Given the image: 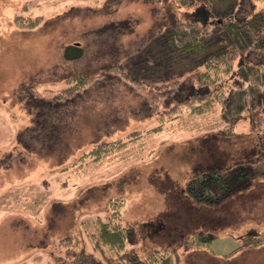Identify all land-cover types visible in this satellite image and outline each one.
Segmentation results:
<instances>
[{
    "label": "rangeland",
    "instance_id": "1",
    "mask_svg": "<svg viewBox=\"0 0 264 264\" xmlns=\"http://www.w3.org/2000/svg\"><path fill=\"white\" fill-rule=\"evenodd\" d=\"M190 1L193 6L180 0H0V264H72L81 251L99 257L98 221L112 215L111 202L122 200V223L131 217L126 225L136 227L144 260L149 246L166 239L161 227H171L170 212L181 200L174 187L201 167L261 155L264 52L249 49L243 34L225 24L243 18L239 0H222L221 24L202 0ZM226 8L236 15L226 16ZM193 20L203 48L168 46L162 32ZM229 48L236 50L237 75L225 83L232 86L226 103L191 111L206 93L196 81L199 67ZM111 65L141 83L107 74ZM100 73L105 77L85 93L52 107L53 124L46 126L42 116V137L23 132L38 110L49 109L44 102L62 97L67 78ZM191 83L195 91L188 90ZM117 140L124 146L96 160L85 156L99 142ZM244 206L259 219L258 227L246 220L244 233L256 234L264 223V190L245 198ZM248 259L264 264V248L238 261Z\"/></svg>",
    "mask_w": 264,
    "mask_h": 264
},
{
    "label": "trees",
    "instance_id": "2",
    "mask_svg": "<svg viewBox=\"0 0 264 264\" xmlns=\"http://www.w3.org/2000/svg\"><path fill=\"white\" fill-rule=\"evenodd\" d=\"M235 1L237 2V0ZM202 2L210 8L211 17L216 18L214 21L219 24L223 23V20L219 19L222 13H225V10L222 12L220 10L222 0H202ZM258 3H261V7L255 10ZM180 4L193 6L190 0H180ZM239 6L240 10H242L243 18L231 20L229 17L225 20V24L230 28L238 29L243 34L249 49L256 52H264V0H239ZM226 10V16L229 13L236 15L234 10L231 9L229 13L227 8ZM195 22L193 20L185 23H173L162 32L161 36L166 37L169 43L168 46L173 44L185 52L198 51L203 48L205 39L202 36L201 29L195 25ZM75 49L78 50L79 56L82 50L80 48ZM67 51L68 48L65 49V53ZM235 55L236 50L233 48L218 50L201 64L199 68L203 70L198 71L196 81L203 86L202 88L206 90V93L203 98L198 100V105H193V102L190 104L191 111L203 113L208 111L209 106L214 102L221 105L226 103L228 97L225 92L230 91L232 86H226L225 83L231 80L234 75H237V71L233 70V58ZM110 67V71L107 74L116 75L129 83H141L127 72L119 69L118 66L111 65ZM100 74H77L67 78L68 87L62 91V97H55L53 100L44 102L49 109L38 110L32 125L23 132H30V136H34L33 138L35 139L42 137V130L48 124H53L54 121L58 120L54 118V112H51L53 110L52 107L56 104L62 106V104L71 102L79 95L85 93L89 89L88 86L90 84L96 83V80L101 77H105L104 73ZM187 88L190 91L196 90L192 83ZM42 116H45V119L49 121V123L46 122V126L43 125ZM50 129H52V125ZM20 135L22 133H19L18 137ZM17 141L18 144L21 143L20 140ZM205 143H203V146ZM124 144L122 140L99 142L85 156H91L96 160L102 155L121 148ZM58 145L59 142L51 146ZM260 153L261 155L258 156L260 158L258 159L257 157L258 160L250 161V152H248L244 158L231 161V164L229 163L227 166L218 164L214 168L201 167L196 169L185 182L186 193L198 203L217 204L226 195L249 189L258 178L264 179V170H260L264 167H261V164L264 163V148L263 152L260 151ZM123 203L124 200L121 201V204L117 201L111 202L112 215L106 221H98V235L93 236V238L95 240L94 249L99 252V257L92 253L81 251L72 264H178L180 251L173 247L149 249L145 254L144 260L138 256V253L130 247L131 242L134 240V227L131 224L126 225V222L122 223V213L119 211V206H122ZM66 239L68 240V238ZM210 244L211 238L208 233L196 231L183 238L181 249H209ZM243 244L262 246L264 245V236L249 235L243 239Z\"/></svg>",
    "mask_w": 264,
    "mask_h": 264
},
{
    "label": "crops",
    "instance_id": "3",
    "mask_svg": "<svg viewBox=\"0 0 264 264\" xmlns=\"http://www.w3.org/2000/svg\"><path fill=\"white\" fill-rule=\"evenodd\" d=\"M258 151L253 152L258 155ZM178 185L174 189L177 190L176 197L181 199V203L180 201L176 202L178 204L175 207L176 213L170 212L171 227H161V233L165 232L166 239L163 240L161 246H156V242H154L148 247V250L164 247L178 249L180 251L178 264H248L249 259L243 262L238 260L244 254L250 255L256 250L264 248V245L250 246L243 244V239L249 235L264 236V223L261 224L260 231H255L256 234L244 233V226L245 230L248 227V225H245L246 220L251 225L256 224L254 227L259 226L258 213L255 212L256 214L253 215L251 208L247 209L244 206V200L245 198L250 200V196L256 190H264V179L258 178L254 185L245 191L226 195L217 204L198 203L186 193L185 183L182 185L179 183ZM182 200H185V203ZM180 205L185 206V208ZM262 214L264 217V213ZM174 217H178L175 222L173 221ZM130 218V216H127L125 222L127 223ZM135 230L136 227H134V240L130 245L132 246L134 243L132 249L138 253L137 244L135 246ZM196 231L206 232L210 235V248L182 250L183 238Z\"/></svg>",
    "mask_w": 264,
    "mask_h": 264
}]
</instances>
